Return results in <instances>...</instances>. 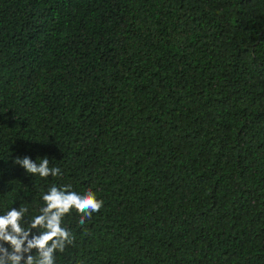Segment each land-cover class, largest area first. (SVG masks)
<instances>
[{"label":"trees","instance_id":"16d2710c","mask_svg":"<svg viewBox=\"0 0 264 264\" xmlns=\"http://www.w3.org/2000/svg\"><path fill=\"white\" fill-rule=\"evenodd\" d=\"M53 185L55 264H264V0H0V215Z\"/></svg>","mask_w":264,"mask_h":264},{"label":"clouds","instance_id":"9594fccd","mask_svg":"<svg viewBox=\"0 0 264 264\" xmlns=\"http://www.w3.org/2000/svg\"><path fill=\"white\" fill-rule=\"evenodd\" d=\"M13 163L21 166L27 174L41 178L61 174L59 168L48 166L47 158L37 164L30 157H16ZM70 188V185L60 188L53 185L43 194L45 206L28 227L22 224L26 208H11L0 215V264H55V253L63 252L74 241L73 234L61 226L63 217L75 209L80 214L79 223L83 225L86 218L103 207V201L97 199L91 190L82 195ZM33 229L43 231L33 233ZM34 250L36 255H33Z\"/></svg>","mask_w":264,"mask_h":264}]
</instances>
